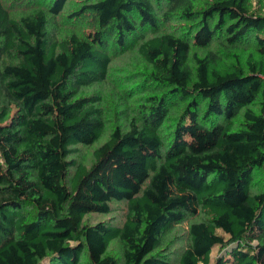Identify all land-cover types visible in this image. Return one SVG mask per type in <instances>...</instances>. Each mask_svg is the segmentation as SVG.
<instances>
[{
    "label": "trees",
    "instance_id": "1",
    "mask_svg": "<svg viewBox=\"0 0 264 264\" xmlns=\"http://www.w3.org/2000/svg\"><path fill=\"white\" fill-rule=\"evenodd\" d=\"M0 264H264V0H0Z\"/></svg>",
    "mask_w": 264,
    "mask_h": 264
},
{
    "label": "rangeland",
    "instance_id": "2",
    "mask_svg": "<svg viewBox=\"0 0 264 264\" xmlns=\"http://www.w3.org/2000/svg\"><path fill=\"white\" fill-rule=\"evenodd\" d=\"M108 136H109V127L108 129L103 133L102 137L100 138L99 141H96L94 144H93V147H96L97 145L99 144H102L103 142L107 141L108 140ZM89 150V148L87 149ZM92 149L89 150V152L92 153ZM104 216V215H103ZM102 216L97 214V213H94V212H91V213H87L84 217V221L85 222H91V223H95L97 220H99ZM218 252L217 249L215 248L213 253H216Z\"/></svg>",
    "mask_w": 264,
    "mask_h": 264
}]
</instances>
